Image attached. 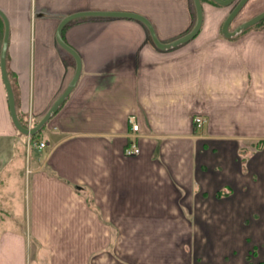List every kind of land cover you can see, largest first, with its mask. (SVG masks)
Returning <instances> with one entry per match:
<instances>
[{"label":"crops","instance_id":"obj_1","mask_svg":"<svg viewBox=\"0 0 264 264\" xmlns=\"http://www.w3.org/2000/svg\"><path fill=\"white\" fill-rule=\"evenodd\" d=\"M201 2L199 33L168 49L135 18L70 20L62 37L80 54L81 74L36 140L44 148L11 117L0 16V174L23 157L15 147L27 146L32 223L54 226L58 242L90 259L85 264H264V22L226 37L222 25L238 0ZM0 8L10 24L6 66L16 110L29 127L75 73L76 59L56 38L66 16L137 12L165 43L197 19L195 0H0ZM243 9L256 15L264 0ZM132 115L140 152L129 156ZM197 115L206 118L201 127ZM12 232L0 233V264H28L35 247L28 259V235ZM47 234L40 238L50 250Z\"/></svg>","mask_w":264,"mask_h":264},{"label":"rangeland","instance_id":"obj_2","mask_svg":"<svg viewBox=\"0 0 264 264\" xmlns=\"http://www.w3.org/2000/svg\"><path fill=\"white\" fill-rule=\"evenodd\" d=\"M246 12L247 11H244L243 9L233 21V23H231L232 25H230V27H235L241 24L242 22L250 19L251 17L255 16L253 14H250V11V13ZM263 22L264 20L260 21L258 25ZM23 136H25L24 138L28 137V135L25 134H23ZM42 136L43 133L41 132L37 136V139ZM15 151L17 154H19V156L23 155V157H21L20 160L15 163L17 164V169L14 172L11 171L12 166L15 165L13 162L10 163L9 166L6 168L7 170L9 169L7 173H5L6 171L4 170L3 174H0V182L4 181L5 183H7L3 192L7 194V206L13 213L14 218L11 217V213L9 215V212H6V207H4V203H1L2 200H0V233H13L12 230L17 229L18 231H23L28 235L30 249L28 259H31V257H33L32 247H35L36 252L35 259H33L32 261L29 260L28 264H50L55 263V260L58 264H85L88 261L90 262V259H86L84 257V253H82L80 250L78 252H72V250H69L67 243L58 242L57 237L59 235L55 236L57 233L54 232V226L40 227V225L32 223V183L31 175L29 174V171H27V168H29L30 166L29 151L27 150V146L24 148V146L21 147L19 145L15 147ZM0 187H2V184H0ZM0 198H2L1 195ZM66 228L69 227H65L62 229ZM45 231H48L50 233V235L47 234L48 242L46 244L54 253V256L48 258H46V254L51 255L52 253L50 250L44 249L45 242L41 241L40 238L42 235H45ZM64 235L67 236L66 233ZM7 239L8 238H6V240ZM114 248L115 244H111V247L108 248V251H114ZM55 250H64L66 252H58L55 256ZM52 257L54 259H52Z\"/></svg>","mask_w":264,"mask_h":264},{"label":"water","instance_id":"obj_3","mask_svg":"<svg viewBox=\"0 0 264 264\" xmlns=\"http://www.w3.org/2000/svg\"><path fill=\"white\" fill-rule=\"evenodd\" d=\"M216 3L228 6L233 4L236 0H214ZM249 0H238L236 5L233 7V9L229 12V14L226 16L223 25H222V33L226 37L234 36L243 30L259 23L260 21L264 20V10L260 13L256 14L255 16L251 17L250 19L242 22L239 24L236 28L233 30L230 29V25L232 21L236 18V16L239 14L241 9L247 4ZM196 5V11H197V19L193 26V28L187 32L186 34L182 35L181 37L171 41V42H162L155 31V28L151 21L145 17L142 14H139L137 12H130V11H108V10H90V11H78L75 13H72L65 18H63L56 30V38L59 44L65 48L67 51H69L74 58L76 59V69L75 73L70 80L69 84L67 85L66 89L63 91V93L55 100V102L52 104V106L49 108L48 112L43 116V118L34 126L27 127L24 126L21 121L19 120L17 110H16V102H15V96L13 87L11 85L7 66H6V56H7V50H8V43H9V35H10V24L9 19L6 15V13L0 8V16L4 20L5 24V31H4V37L2 42V48H1V72L2 77L7 89V95H8V101H9V107H10V113L13 120V123L15 124L16 128L19 130V132L32 136L38 133L43 126L47 123V121L50 119L53 113H55L59 106L65 101L67 96L71 93L73 88L75 87L78 78L81 74V68H82V59L80 54L72 47L62 37V31L64 26L72 19L81 17V16H116V17H131L138 19L142 21L149 29L151 36L153 38L154 43L161 49H168L172 47L179 46L183 43H186L190 41L192 38H194L199 31L201 30L202 24H203V6L201 0H195Z\"/></svg>","mask_w":264,"mask_h":264},{"label":"built area","instance_id":"obj_4","mask_svg":"<svg viewBox=\"0 0 264 264\" xmlns=\"http://www.w3.org/2000/svg\"><path fill=\"white\" fill-rule=\"evenodd\" d=\"M195 123L198 127H201L205 121L206 118L203 115H197L194 118ZM129 121L131 123V134H130V140L125 147V154L132 156V155H137L140 152V147L137 143V136L139 135V123L137 122V119L135 118L134 115L129 117ZM33 145H36L38 148H44L46 146L45 141H34L32 142Z\"/></svg>","mask_w":264,"mask_h":264},{"label":"trees","instance_id":"obj_5","mask_svg":"<svg viewBox=\"0 0 264 264\" xmlns=\"http://www.w3.org/2000/svg\"><path fill=\"white\" fill-rule=\"evenodd\" d=\"M213 1H214V0H213ZM256 25H258V24H256ZM37 123H38V122H35L34 125H36ZM22 124H23L24 126H28L25 122H22ZM44 127H45V125L43 126V128H42L38 133H36L35 135L30 136L31 143L37 140V136L39 135V133H41V131L44 129Z\"/></svg>","mask_w":264,"mask_h":264},{"label":"flooded vegetation","instance_id":"obj_6","mask_svg":"<svg viewBox=\"0 0 264 264\" xmlns=\"http://www.w3.org/2000/svg\"><path fill=\"white\" fill-rule=\"evenodd\" d=\"M233 9V8H232ZM238 26V25H237Z\"/></svg>","mask_w":264,"mask_h":264}]
</instances>
